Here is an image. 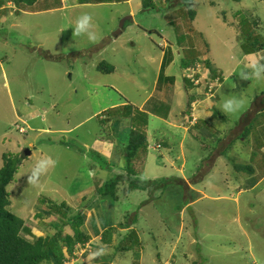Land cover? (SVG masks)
Instances as JSON below:
<instances>
[{
    "label": "rangeland",
    "instance_id": "1",
    "mask_svg": "<svg viewBox=\"0 0 264 264\" xmlns=\"http://www.w3.org/2000/svg\"><path fill=\"white\" fill-rule=\"evenodd\" d=\"M109 1L115 4L42 0L33 12L21 11L14 3L0 9V168L4 154L23 160L8 187L11 212L35 236L55 233L58 215L48 212V200L66 202L77 212L82 198L90 202L95 194L91 172L101 183L122 171L99 149L82 145L103 138L106 147L115 150L116 144V150H124L130 118L107 130L104 117H127L124 109L131 105L133 118H141L146 113L141 106L150 97L160 103V96L169 101L163 110L168 118L172 105H179L175 95L191 101L197 82L206 90L210 80L220 79L211 101L219 104L216 109L222 115L211 123L202 121L204 130L189 145L180 147L182 131L150 117L152 126L164 128L150 135L153 145L164 140V147L150 149L147 156L139 154L132 163L138 176L153 181L156 190L127 193V187L120 186L114 224L119 229L113 238L117 245L127 232L119 225L136 215L134 227L144 250L136 248L123 259L118 255L112 264H157L159 256L162 264H264V76L241 77L251 73L253 60L264 57L259 51L264 42V0H194V20L176 0ZM85 13L92 18L94 42L73 32L77 18ZM119 27L124 35L116 40ZM164 41L174 45L171 51L186 49L189 64L179 85L166 77L157 83L161 58L166 64L180 61L178 53L166 55ZM199 57L201 71L197 62L192 64ZM102 62L116 67L115 73H100ZM186 68L195 70L192 77ZM231 96L242 99L243 107L228 114L222 104ZM183 98L179 96L181 102ZM152 104L159 111L160 105ZM98 111L101 117L95 115ZM41 129L50 131L42 134ZM231 135L232 144L225 145L224 138ZM43 157L56 163L32 184L31 168ZM120 160L128 165L124 155ZM106 167L111 170L104 172ZM100 170L106 177H100ZM65 233L73 236L74 231L66 227ZM88 247L104 248L103 256L115 252L101 243ZM97 251L79 250L67 263L93 264L101 258L92 255Z\"/></svg>",
    "mask_w": 264,
    "mask_h": 264
},
{
    "label": "trees",
    "instance_id": "2",
    "mask_svg": "<svg viewBox=\"0 0 264 264\" xmlns=\"http://www.w3.org/2000/svg\"><path fill=\"white\" fill-rule=\"evenodd\" d=\"M41 1L42 0H9V3H14L21 11L33 12L34 7L40 4ZM79 1L81 3L90 2V0ZM98 1L100 2V0ZM171 1L172 0H169L168 2L170 3ZM193 1L194 0H182V5L186 8L190 20H194L196 17ZM0 4H2L0 5L1 9L8 4V1L2 0ZM259 51H264V42L259 45ZM260 62L264 63V57ZM183 63L184 67L189 64L186 61H183ZM208 64L210 65V62H208ZM97 70L104 74H112L115 71L113 66L105 62L100 63ZM187 85H189L188 87H192L191 80L187 81ZM191 104L192 100L188 101L184 115L189 114ZM124 110L127 117L121 119L122 116L113 117L109 114V118L104 117L101 121L106 122L104 125L107 127V130H109V128L115 127V123L118 125L121 120L130 118L131 133L128 146L123 147L124 150H122L128 164L125 165V173L118 172L115 177L104 178L106 180L101 183L95 181L96 177H94V183L96 184L94 186L95 194L91 198L92 201L89 202V200L84 197L77 212H75L72 207H68L66 202L58 204L54 203L52 200H48V205H46L48 212L58 215L57 220L59 221L55 228L56 231L53 234L48 233L43 237L35 236L31 229L26 227L25 221L11 212L8 187L14 183L15 176L18 175V168L20 165H23V160L14 159L9 154L3 155V166L0 168V264H64L67 259L72 257L75 246L90 241L89 236L84 235L82 232V227L85 224L84 211L87 206L100 200L120 202L118 197L120 186H126L127 193L132 191L152 192V189L156 190V188L154 189L152 186L153 181H147L138 176L139 174L132 163L133 160L140 158L138 157L139 154H145V156L148 154L151 142V134L149 132L150 118L146 113H144L141 118H133V108L131 105L125 107ZM104 115L105 113L103 112L102 116ZM214 115L220 116L222 114L218 109H214ZM162 144H164V142H162ZM29 153H31V151L28 150V154ZM108 167H106L107 170L104 172L111 170ZM87 203L88 205L86 206L85 204ZM128 217L131 218L129 222L125 221L124 224L119 225L122 228L125 226L126 228L124 229H126L127 232L117 245L113 244V238L118 234V226L117 228L109 227L102 233L100 241L102 246L105 247V249L115 248V252L111 253L110 256L119 255L121 256L120 258L123 259L126 254L136 252V248H140L141 251L144 250V243L140 239L138 230L134 227L138 217L136 215ZM66 227H70L74 231L73 236L65 233ZM25 234L29 235L32 241L27 239ZM100 243L97 242L95 245L99 246ZM108 260L109 258H107V260L105 259L106 262L103 264H110ZM137 263L138 262L134 264Z\"/></svg>",
    "mask_w": 264,
    "mask_h": 264
},
{
    "label": "crops",
    "instance_id": "3",
    "mask_svg": "<svg viewBox=\"0 0 264 264\" xmlns=\"http://www.w3.org/2000/svg\"><path fill=\"white\" fill-rule=\"evenodd\" d=\"M62 1L64 2L66 0H62ZM131 1L132 0H129V1H126V2L130 3ZM235 1L236 2H241V0H235ZM171 2H173V0ZM90 3H95L96 6H99V5H103V4H110L112 2L109 1V0H107V2H97V1H91L90 0V2H85L83 4H90ZM118 3H120V2H118ZM10 4H12V2L8 3V5H10ZM112 4L114 5L115 3H112ZM176 5L177 6L182 5V0H176ZM171 6H173V5H171ZM153 9H154V7L151 6L149 11H153ZM167 10L168 9H166V11ZM114 35L116 36V38H115L116 40L121 38V36L124 35V28H120L119 27L118 30L114 31ZM164 44H165V46H164ZM163 47H164V50L166 52V55L168 53H178L180 55V61L177 64L174 63V62H172V63L170 62L171 64H166L165 58L164 59L161 58V60H160V62L158 64V67H159L158 69H160V73H158V75H157V79H158L157 83H158V85H160L161 78L162 77H166V78L173 79L174 80L173 84L176 83L177 85H179L180 80H181V78H180L181 73H182V75H184V66H183L184 63H183V61H186L185 55H184V52L186 53V49L184 50V48L178 46L177 49H173L171 51L170 47H174V45L171 46L170 42H166V41L163 42ZM164 57H165V55H164ZM198 59H200V57ZM201 59H203V58H201ZM186 62H188V61H186ZM194 62L195 61H193V63ZM211 64L212 63L210 62V65ZM114 69H115V71L117 70L116 67H114ZM115 71H114V73H115ZM174 71H175V73H174ZM106 75H112V74H106ZM134 75H136V74H134ZM185 84H186V82H185ZM188 86L189 85H187V87ZM188 88H192V87H188ZM163 91H164V89H162L161 92H163ZM190 94L194 95V96H193V99H192V107L190 109L189 114L186 115V116L183 115V112H184V110H185V108L187 106L188 100L186 98H183L184 95H175L176 102H178L179 105L177 107L174 106V104L172 105V107H171V109L169 111V114H168V118H171L170 121H167L168 118H164V112H163L164 103H166V102L168 103L169 102L167 99L160 98V96H159L158 101H160V103H161L160 104V103L154 102V98L150 97L151 99L148 100L147 103L144 106H141L144 109V111L146 112V114L149 115V118L152 117V118L156 119V120H153L152 118H150V120H153L155 122H160L163 125H164V122H165L169 127H171V129H176V131H182V134H181V137H180L181 141L179 142L180 147H184L186 145H189L190 143H192L196 139V134L199 135L200 134L199 130L203 129V128H201L202 127V121H207V122L211 123L213 121V118L216 117L214 115V109H216V107L219 106V104L216 103L215 100L211 101L213 99L205 98L206 96L203 93L201 88L193 89ZM179 96H181V99L183 98L182 102L179 100ZM152 103H156V104L160 105L159 111H157L158 107H156ZM118 104H123L121 99H119ZM167 106L169 107V105H167ZM158 112H160V116L157 115ZM176 112H179V114L176 115ZM100 113H101V111L95 112V115L99 114V116H101ZM190 115H191V119H190L191 125H189L187 123V119L190 117ZM196 122H197V124H195ZM82 123L83 122H81L78 125H83ZM149 124H150V122H149ZM149 127H150L149 132H150L151 135L160 134L159 131L160 130H164L163 127L158 126V125L152 126V124H150ZM74 128H77V127H74ZM69 130H72V129H69ZM40 131H41L40 133L46 134V132H48L50 130L49 129H41ZM180 138L177 137V140H179ZM224 139H226L228 141V143H226L225 145H228L230 143L232 144V141H233L234 137H233V135H231L230 137H228V138L225 137ZM128 140L129 139H124V141H123L124 142V146H127ZM94 141H93V143L91 145H89L88 142H86L87 144L86 143H82V145L85 147V149H88V148H90V149L92 148V149H95V150L99 149L100 154L106 159V161L110 160V159L111 160H115V164L118 165L117 170L118 171L122 170L120 172L125 173V171H126L125 170V165L126 164L122 163V160H120V157L122 158V156H123L122 149L120 148L119 151L116 150L117 149V145L116 144L113 147L115 150H113L111 146L110 147H106L104 145L105 141H104L103 138H97V140H94ZM158 141L159 140H157V142ZM162 142H164V140H161V142H160L161 144L153 145V142H152V139H151L149 150L152 149V148H154L157 151L161 150L164 147V144H162ZM218 153L219 152H217L216 154L218 155ZM32 155L33 154L31 153L30 156H32ZM93 155H99V154L97 152L96 153L93 152ZM123 164H124V166H123ZM100 171H101V176L100 177H106L103 174V170H100ZM95 173L96 172H92L91 173V177L94 178L96 176ZM116 203L117 202H114V201H111V200H100V201H97V202L93 203L92 205L86 207L87 209L84 211L85 224L82 227V229L84 227H86V228H84L85 233H86L85 235L89 236V238H90L89 243H92L93 246L97 247L94 243H97V242L100 243L101 238H102V233L107 228L114 227L115 226L114 224H115L116 221L118 222V220L116 218L118 216V211L116 209ZM99 206H100L101 210L99 209ZM86 214L88 215V219H87ZM86 220H87V222H86ZM106 249H108V248H106ZM92 250L97 251V249H95L93 247H90V249L88 250L89 253L92 252ZM76 251H77V246H75V248H74V252L72 254V257L74 256ZM82 256H83V254L81 255V257ZM72 257H70L66 261H69ZM100 257L101 258L96 260L93 264H103V263L106 262L105 259L107 260V258H109L108 261L110 262V264H112L113 262L116 261V257L117 256H113V255L110 256V253H108V254H105L104 256L100 255ZM159 261H160V256H159V258L157 260V264H162L161 261L160 262ZM138 263L145 264V260L141 261V262L139 261Z\"/></svg>",
    "mask_w": 264,
    "mask_h": 264
},
{
    "label": "clouds",
    "instance_id": "4",
    "mask_svg": "<svg viewBox=\"0 0 264 264\" xmlns=\"http://www.w3.org/2000/svg\"><path fill=\"white\" fill-rule=\"evenodd\" d=\"M92 29H93L92 18L90 15L85 13V14H82L81 16H79L77 18L73 32L76 36H86L89 41L94 42L97 39V36H96V33ZM202 61H203V59L200 58V59H197L193 64H195L197 62L196 64L199 65ZM249 67L251 68V73H241V77L243 79H249L250 76L255 77V78H261L262 76H264V63L253 60L250 63ZM185 71H187V73H190V77H192L191 69L186 68ZM210 83L215 84V88H214L212 94L208 93V88L205 90L201 87L200 84H196L194 89L201 88L203 93L206 96L205 98L215 99L216 93L218 91L220 79H216V80L212 79L210 81ZM193 96L194 95H192V97ZM191 107H192V104H191ZM242 107H243V100L238 98L237 96H231L230 98L225 100L224 103L222 104L223 112L228 113V114L235 113V112L239 111ZM185 111H186V108H185L184 112ZM184 112H183V115H184ZM187 123L189 125H191L190 117L187 119ZM195 124H197V122ZM152 149H154V148H152ZM55 163H56V161L53 160L51 157H43V158L39 159L38 161H36L34 166L31 168L30 174L28 176L29 182L32 184L38 183L39 178L43 174H45L50 167L54 166ZM91 178H93V177H91ZM87 244L90 245L89 242L85 243V244H78L79 246L77 245L78 246L77 251L82 250V249H85V251H88L90 249V247H88ZM104 251H105L104 248H101L99 251L94 252L92 255L93 256H100V255L104 254ZM75 256H77V255L74 254L73 258H75ZM65 263L68 264L67 261Z\"/></svg>",
    "mask_w": 264,
    "mask_h": 264
},
{
    "label": "built area",
    "instance_id": "5",
    "mask_svg": "<svg viewBox=\"0 0 264 264\" xmlns=\"http://www.w3.org/2000/svg\"><path fill=\"white\" fill-rule=\"evenodd\" d=\"M196 67H199V69H200V71H201V68H202V67H201L200 64L197 65ZM191 71H192V75H193L195 70H191ZM210 81H211V80H210ZM210 81H209V83H208V86H209V87H208V93H209V94H212V93H213V90H214V88H215V84H211ZM197 84H198V82H197Z\"/></svg>",
    "mask_w": 264,
    "mask_h": 264
},
{
    "label": "bare ground",
    "instance_id": "6",
    "mask_svg": "<svg viewBox=\"0 0 264 264\" xmlns=\"http://www.w3.org/2000/svg\"><path fill=\"white\" fill-rule=\"evenodd\" d=\"M169 1V0H168Z\"/></svg>",
    "mask_w": 264,
    "mask_h": 264
}]
</instances>
